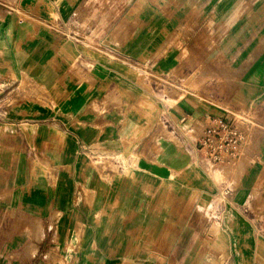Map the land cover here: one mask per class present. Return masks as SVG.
<instances>
[{"label": "crops", "instance_id": "0c3cea01", "mask_svg": "<svg viewBox=\"0 0 264 264\" xmlns=\"http://www.w3.org/2000/svg\"><path fill=\"white\" fill-rule=\"evenodd\" d=\"M0 264H264V0H0Z\"/></svg>", "mask_w": 264, "mask_h": 264}, {"label": "built area", "instance_id": "2783aa9c", "mask_svg": "<svg viewBox=\"0 0 264 264\" xmlns=\"http://www.w3.org/2000/svg\"><path fill=\"white\" fill-rule=\"evenodd\" d=\"M166 126L169 121L163 119ZM201 154L204 164L221 168L233 163L248 142L252 126L249 115L230 114V117L212 115L203 124H192L182 119L179 123Z\"/></svg>", "mask_w": 264, "mask_h": 264}, {"label": "rangeland", "instance_id": "374dc122", "mask_svg": "<svg viewBox=\"0 0 264 264\" xmlns=\"http://www.w3.org/2000/svg\"><path fill=\"white\" fill-rule=\"evenodd\" d=\"M192 86H194V85L192 84ZM242 168H243V164H241V168L240 169H242ZM211 170H213L215 172L216 178H219V173L223 172V170L221 169L220 165H213L211 167Z\"/></svg>", "mask_w": 264, "mask_h": 264}]
</instances>
